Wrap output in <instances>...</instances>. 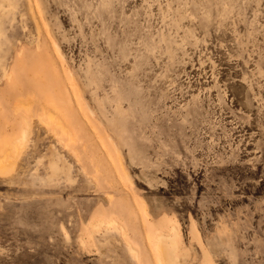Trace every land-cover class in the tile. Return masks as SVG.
I'll return each instance as SVG.
<instances>
[{
	"label": "rangeland",
	"instance_id": "1",
	"mask_svg": "<svg viewBox=\"0 0 264 264\" xmlns=\"http://www.w3.org/2000/svg\"><path fill=\"white\" fill-rule=\"evenodd\" d=\"M0 160V264H264V0H0Z\"/></svg>",
	"mask_w": 264,
	"mask_h": 264
},
{
	"label": "bare ground",
	"instance_id": "2",
	"mask_svg": "<svg viewBox=\"0 0 264 264\" xmlns=\"http://www.w3.org/2000/svg\"><path fill=\"white\" fill-rule=\"evenodd\" d=\"M58 126L61 127V128H63L61 123H59ZM63 131H64V128H63ZM27 136H28V131L27 130H23V133L20 136V138L21 139H26ZM7 168H8V165L7 164H4V162L2 160H0V172H4V171L7 172ZM95 228H99V227L98 226H95ZM168 239L169 238L166 237V240H168ZM162 250H163L162 251L163 254L167 255L166 260H165V263L166 264H177V262H176V256H175L176 253L175 252L170 253V250L168 248H166V250H164V249H162Z\"/></svg>",
	"mask_w": 264,
	"mask_h": 264
},
{
	"label": "crops",
	"instance_id": "3",
	"mask_svg": "<svg viewBox=\"0 0 264 264\" xmlns=\"http://www.w3.org/2000/svg\"><path fill=\"white\" fill-rule=\"evenodd\" d=\"M110 230H112V229H110ZM127 248H128V246H127ZM128 253L130 254V252H129V248H128Z\"/></svg>",
	"mask_w": 264,
	"mask_h": 264
}]
</instances>
